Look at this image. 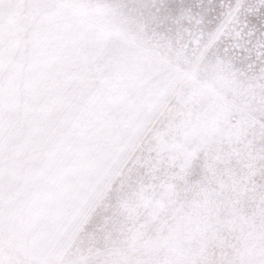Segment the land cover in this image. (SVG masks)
I'll return each instance as SVG.
<instances>
[{
	"label": "snow or ice",
	"instance_id": "snow-or-ice-1",
	"mask_svg": "<svg viewBox=\"0 0 264 264\" xmlns=\"http://www.w3.org/2000/svg\"><path fill=\"white\" fill-rule=\"evenodd\" d=\"M0 264H264V0H0Z\"/></svg>",
	"mask_w": 264,
	"mask_h": 264
}]
</instances>
